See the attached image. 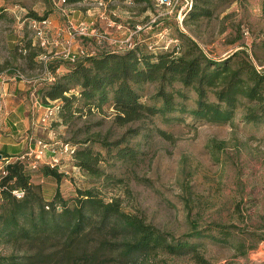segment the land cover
I'll return each mask as SVG.
<instances>
[{
  "label": "rangeland",
  "instance_id": "374dc122",
  "mask_svg": "<svg viewBox=\"0 0 264 264\" xmlns=\"http://www.w3.org/2000/svg\"><path fill=\"white\" fill-rule=\"evenodd\" d=\"M104 1L109 19L119 26L111 30L114 33L123 30L132 32L136 26L145 23L154 11V0L131 4L125 0ZM201 1L194 0V3L199 5ZM208 2L213 12L210 18L195 23L182 22V28L171 22V36L178 38L179 33L184 34L213 59H222L244 44L255 66L264 70V50L259 47V43L264 41V0ZM98 14L94 0H0V82L7 88L6 92L0 89V145L20 142L24 155L35 149L38 140L55 145L59 150L58 145L73 146V142L89 139L93 151L100 154L98 168L104 177L88 175L75 165L73 156L79 147L77 145H74L71 155L61 150H57L56 155L47 153L36 161L35 168H31L33 159L24 157L21 160L28 169L31 183L37 186L45 201H51L58 191L70 205L79 191L93 190L105 202L119 200L127 212L143 218L148 225L176 239L191 233L193 228L235 226L233 242L244 245L245 255L242 257L229 245L212 244L202 238L190 239V242L199 243V255L207 264H264V241H259L264 237V122L257 125L241 122L242 108L224 126L193 124L187 116L180 123L167 121L161 116H150L119 127L114 122V110L108 105L102 111L75 114L74 119L66 124L62 123L58 114L47 123H41L48 105L41 101L38 90L44 89L50 82L42 72L38 59L42 51L37 46L30 21L47 19L48 39L59 42L51 52L60 54L61 44L68 36V22L73 21L76 26L81 22L94 21L101 28ZM24 47L26 52L22 53ZM18 48L22 51L18 52ZM79 50L87 55L97 52L91 46L73 49L76 52ZM50 65L49 69L60 68L55 77L62 74L64 67H69L61 55ZM15 69L23 73L24 82L13 79ZM15 85L23 86L22 90H18L20 95L13 94V90L10 92L9 87ZM155 88V85L149 84L137 90L142 103H150L149 97ZM188 97L186 105L190 109L195 95L188 93ZM18 103L23 105V109L11 117V110ZM48 103L50 107L59 105L57 101ZM166 117L175 115L168 114ZM10 119L15 122L22 119L15 126L18 132L13 133L6 124ZM160 131L164 135H160ZM96 139H107L109 143L123 139L122 146L138 154L135 160H118L113 155L114 151L108 153L93 141ZM47 166L62 175L59 182L40 174L38 169ZM95 237L94 234L89 236L85 244L90 252L97 246ZM61 244L62 241L50 244L48 250L59 249ZM27 247L20 244L18 248L24 252ZM253 247L255 249L250 250ZM15 248L0 245V256L18 255ZM108 264L120 262L111 257ZM137 264L197 263L190 255L173 257L157 253L139 260Z\"/></svg>",
  "mask_w": 264,
  "mask_h": 264
},
{
  "label": "trees",
  "instance_id": "16d2710c",
  "mask_svg": "<svg viewBox=\"0 0 264 264\" xmlns=\"http://www.w3.org/2000/svg\"><path fill=\"white\" fill-rule=\"evenodd\" d=\"M212 15L208 0L199 5L193 0L183 22L195 23ZM178 38L177 51L155 52L145 48L144 52L136 45L124 52L103 51L78 59L73 65L66 62L69 67L40 90V99L46 105L48 101L59 102L57 114L64 124L74 119L75 114L102 111L105 105L114 110V122L119 127L150 116L179 123L187 116L193 124L224 126L235 118L239 108L244 111L241 122L252 125L264 122V70L255 66L244 44L222 59H213L193 39L182 33ZM259 47L264 50V41ZM25 50L18 48V52ZM49 70L55 74L58 68ZM149 84L156 88L149 97L150 103L145 104L137 90ZM188 93L195 95L190 109L186 105ZM168 114L175 117H166ZM159 134L164 135L161 131ZM93 141L108 153L114 151L118 160H135L138 154L122 146L123 139L112 143L107 139ZM90 142L89 139L73 142V146H79L73 156L75 165L88 175L104 177L98 168L100 154L93 151ZM0 156L1 162L14 160L4 165L6 174L0 181V245L15 246L19 252L0 256V264H108L111 257L120 264H137L157 253L173 257L190 255L197 264H207L199 255V243L190 242L200 238L232 246L238 256L245 255L244 245L233 242L235 226L193 228L191 233L176 239L127 212L119 200L105 202L93 190L79 191L70 205L58 191L47 202L31 183L24 162L16 160V156H7L3 150ZM38 170L57 182L62 178L55 168ZM18 191L23 196L17 199L14 192ZM93 234L98 243L90 252L85 244ZM59 241L63 242L59 249L48 250L50 244ZM259 241H264V237ZM20 244L28 245L27 250L21 252Z\"/></svg>",
  "mask_w": 264,
  "mask_h": 264
},
{
  "label": "built area",
  "instance_id": "2783aa9c",
  "mask_svg": "<svg viewBox=\"0 0 264 264\" xmlns=\"http://www.w3.org/2000/svg\"><path fill=\"white\" fill-rule=\"evenodd\" d=\"M125 2L130 4L133 3L132 0H125ZM192 4L193 0H154V11L148 17L147 21L136 26L132 32L128 33L129 35L126 39L121 41L115 40L111 37L110 31L112 29L119 28V26L115 25L114 21L109 19V13L106 11V2L104 0H94V5L97 11H99L98 21L100 22L99 24L101 28H98L94 21L87 23L81 22L76 26L73 21H69L67 30L69 37L67 36V38L64 39L65 43L61 44L62 51L58 52L60 54L51 52L52 47L58 46L59 42H57L56 39H48L47 26L49 23L47 19L43 18L42 20H31L30 23L32 28L35 30V38L37 39L35 41L37 42L38 48L42 51V53L38 55V59L42 66V72L47 75V82L53 83L55 81V74L50 72L48 66L50 63H53L54 60H57L59 55H61V57H63V59L71 65H73L78 59L93 56L94 54L89 53L87 55V53L83 50H79L78 52L73 51V47L77 42L76 40H86L88 38L92 39L100 50H103L107 45H110L114 48L108 52L118 53L133 49V47L137 45L134 37L138 36L139 33L150 32L154 40L145 45L147 51H177L179 38L171 36L169 33V23L172 22L182 28V22L191 10ZM12 73L13 79L17 78L24 82L25 79L23 77V73H21L18 69H15ZM57 113L58 106L50 107L48 105L42 115L43 118L41 119V123H47ZM58 146H60L61 149L59 148L58 150L57 146L38 140L35 143V149H31L26 154H21L15 159L21 161L24 157H27V159L31 158L33 159L31 168H35L36 161L46 156L47 153L56 155L60 150L69 155L74 153L73 149L75 147L72 145L61 144ZM53 162L56 163V161ZM8 163L10 162L5 160L3 164L0 165V181L2 176L6 174L4 165ZM50 166L54 167L53 165ZM14 196L18 199L23 196V193L20 191L14 192Z\"/></svg>",
  "mask_w": 264,
  "mask_h": 264
},
{
  "label": "crops",
  "instance_id": "0c3cea01",
  "mask_svg": "<svg viewBox=\"0 0 264 264\" xmlns=\"http://www.w3.org/2000/svg\"><path fill=\"white\" fill-rule=\"evenodd\" d=\"M111 32H112L111 37L113 39H115V40H120V39L126 38L129 35L128 34L129 32L127 30H123V32L117 31L115 33H114V31H111ZM134 40L137 42V47L138 48L145 49V45L147 43H149L150 41H153L154 39L152 38L151 33L150 32H147V33H139L138 36H135L134 37ZM79 41L81 42V44L76 43V45L73 48H75V49L77 47H86V48H88V46H91L92 48H96V50H97L96 53L93 52L94 55L95 54H99V53H101L103 51L112 50L114 48L113 46L107 45L103 50H100L96 46L95 42L92 39H89V38L86 39V40L83 39V40H79ZM59 69L57 71H55L56 72L55 73V76L58 75V73L60 71ZM64 70H65V67L63 68V71ZM9 88H10V92L13 90V94L20 95V93L18 92V90H20V89L22 90L23 89V86L15 85V87L14 86H12V87L10 86ZM0 89H2L5 92L7 91V88L4 87V85L2 84V82H0ZM40 90H41V88H39L38 92H40ZM22 109H23V105H21V103H18L15 106V108H13L11 110V112H12V116L11 117H13V115H15V113L17 111H20ZM20 122H22V119H20L19 121L17 120L16 122L14 121V119L13 120L10 119L6 124L11 128L12 132L14 133V132H18L17 131L18 129H16L17 127H15V126H16L17 123H20ZM13 127H15V128H13ZM0 148H1L0 151L3 150V152H5V154L7 156H11V157L12 156H16L17 157V155H21L23 153V147H22V145H20V142L19 143H16V144L1 143ZM0 164L2 165L3 164V161Z\"/></svg>",
  "mask_w": 264,
  "mask_h": 264
},
{
  "label": "water",
  "instance_id": "95a60500",
  "mask_svg": "<svg viewBox=\"0 0 264 264\" xmlns=\"http://www.w3.org/2000/svg\"><path fill=\"white\" fill-rule=\"evenodd\" d=\"M0 159H1V156H0Z\"/></svg>",
  "mask_w": 264,
  "mask_h": 264
}]
</instances>
